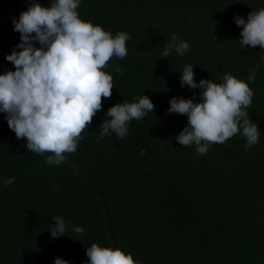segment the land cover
Masks as SVG:
<instances>
[{"label":"trees","instance_id":"1","mask_svg":"<svg viewBox=\"0 0 264 264\" xmlns=\"http://www.w3.org/2000/svg\"><path fill=\"white\" fill-rule=\"evenodd\" d=\"M31 2L0 0V74L15 70L5 59L20 43L13 19ZM38 2L50 6L53 0ZM261 8L264 0H80L82 20L113 37L131 36L127 56L112 57L102 69L114 88L76 152L65 154L78 167L67 160L48 164V154L0 141V264H54L57 257L87 264L86 248H112L111 235L116 248L140 264H264V49L242 48V27L234 22ZM173 34L190 49L162 57ZM188 65L197 83H222L225 73L248 83L254 95L246 111L261 133L256 145L246 149L238 133L200 155L194 144L175 140L188 118L168 113L169 100H201L199 88L181 86ZM253 71L254 82L248 79ZM141 95L154 112L131 120L123 139L115 133L100 138L107 110ZM0 133L15 135L4 113ZM9 177L15 181L5 186ZM53 217L64 219L65 236L51 237Z\"/></svg>","mask_w":264,"mask_h":264},{"label":"clouds","instance_id":"2","mask_svg":"<svg viewBox=\"0 0 264 264\" xmlns=\"http://www.w3.org/2000/svg\"><path fill=\"white\" fill-rule=\"evenodd\" d=\"M80 0H53L50 6L32 0L27 10L13 19L14 31L20 33V43L5 59L14 66L0 74V113L5 114L8 127L17 139H27L28 152L48 154L46 163L59 166L66 155L75 153L78 142L84 137L96 113L102 109V98L112 95L113 77L102 71L112 57L127 56V32L114 37L99 25L84 21L77 9ZM234 22L242 27L239 44L243 47L260 46L264 49V8L251 11L247 20L234 16ZM164 47L162 57H169L173 49L183 56L189 44L178 35L171 36ZM39 44V47L36 44ZM19 49V51H17ZM116 72H122L117 66ZM255 71L248 79L255 81ZM222 83L194 79L193 66L184 67L180 83L190 89L199 88L201 100L172 97L168 113L187 116V126L175 137L182 146H196L200 155H206L210 144H223L240 134L246 139L245 148L259 142L261 135L246 109L251 105L253 90L248 83L225 73ZM149 97L141 95L135 102L117 103L101 124L99 137L115 133L123 139L128 133V123L154 112ZM146 154L141 150V155ZM15 177L5 179L4 185L14 183ZM50 226L52 238L65 236L68 231L61 217H53ZM77 234L81 227H74ZM87 264H140L132 255L119 248L101 247L93 243L86 248ZM54 264H69L55 258Z\"/></svg>","mask_w":264,"mask_h":264},{"label":"water","instance_id":"3","mask_svg":"<svg viewBox=\"0 0 264 264\" xmlns=\"http://www.w3.org/2000/svg\"><path fill=\"white\" fill-rule=\"evenodd\" d=\"M0 141H7V142H13V143H19V144H25V145L27 144V139L26 138L17 139L16 135H11V134H6V133H0ZM66 160L68 162L72 163L74 166H77L76 163H74L69 158H66ZM93 183H94V186H95V188H96V190L98 192V195L100 197V201H101L102 207L104 209V212H105L106 215H108V209H107L105 200H104V198H103V196L101 194V191H100V189L98 188L97 184L94 181H93ZM111 240H112V249L115 250L116 246H115V241H114L113 235H111Z\"/></svg>","mask_w":264,"mask_h":264}]
</instances>
